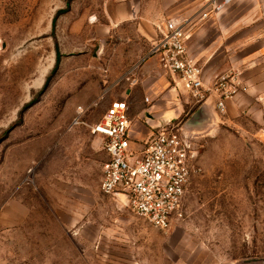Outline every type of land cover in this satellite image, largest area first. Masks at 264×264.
<instances>
[{
	"label": "rangeland",
	"instance_id": "1",
	"mask_svg": "<svg viewBox=\"0 0 264 264\" xmlns=\"http://www.w3.org/2000/svg\"><path fill=\"white\" fill-rule=\"evenodd\" d=\"M106 2L0 0V264H72L80 254L95 264L122 255L154 264L264 257V147L222 121L196 138L202 171L168 230L100 192L107 156L90 127L112 101L185 122L181 84L150 60L155 29L107 28ZM184 2L190 9L169 17L194 19V28L214 19L209 0ZM203 33L208 44L213 32Z\"/></svg>",
	"mask_w": 264,
	"mask_h": 264
},
{
	"label": "built area",
	"instance_id": "2",
	"mask_svg": "<svg viewBox=\"0 0 264 264\" xmlns=\"http://www.w3.org/2000/svg\"><path fill=\"white\" fill-rule=\"evenodd\" d=\"M217 2L210 0L215 11L229 0ZM156 30L158 38L151 53L162 54L163 69L196 104L215 95L217 109L223 112L226 100L245 91L235 74L221 75L205 86L202 68L187 49L193 31L189 19L171 16L156 25ZM129 128V106L123 100L112 101L90 127L91 133L103 139L107 156L100 192L154 229L166 231L185 215L188 186L201 174L199 146L178 125L165 123L142 141L133 139Z\"/></svg>",
	"mask_w": 264,
	"mask_h": 264
},
{
	"label": "crops",
	"instance_id": "3",
	"mask_svg": "<svg viewBox=\"0 0 264 264\" xmlns=\"http://www.w3.org/2000/svg\"><path fill=\"white\" fill-rule=\"evenodd\" d=\"M217 1L219 3L222 0ZM203 3L204 0H195V7L199 4L202 6ZM106 4L108 8L105 17L109 20L107 28H111L109 23L131 24L139 35H146V31H150L153 35L152 31L155 29V37L148 34L149 39L152 40V47L158 38L156 25L168 18L171 11L182 13V9L184 11L190 9L187 6L188 2L182 3V0H107ZM111 5L117 8H109ZM208 7L212 8L210 0ZM213 15L215 17L211 22L197 28H194L195 20L188 18L194 30L187 43V49L202 68L205 86H210L214 78L221 73L228 72L237 76L240 86L245 91L226 100L224 111L220 112L216 106L215 95L209 97L204 105L196 104L182 88V117H184L182 121H189L199 108L203 107L200 121H215V125L217 121H222L237 128L244 136L247 135L249 139L256 140L264 147V0H229ZM207 28L213 33L210 42L203 44V31ZM217 63L222 65L217 66ZM154 93L155 91L152 90L151 94ZM146 100L149 103V99L146 98L145 102ZM144 106L137 108L133 114L129 109L130 135L140 141L147 139L157 127L169 123L172 118V113L168 111L160 113ZM245 121L256 126L257 131L252 132L243 128ZM136 220L131 217L119 221L126 225ZM80 257H83L81 261L72 264H95V260L91 259L86 263L82 254ZM260 258L264 259V257ZM152 259L148 256L143 258L122 255L105 260L104 263L154 264ZM224 264L236 263L228 261Z\"/></svg>",
	"mask_w": 264,
	"mask_h": 264
},
{
	"label": "water",
	"instance_id": "4",
	"mask_svg": "<svg viewBox=\"0 0 264 264\" xmlns=\"http://www.w3.org/2000/svg\"><path fill=\"white\" fill-rule=\"evenodd\" d=\"M152 58L150 60L154 61L157 59V63L159 67L163 68V57L161 53H151ZM155 58V59H154ZM205 101L202 102L204 105ZM201 104V105H202ZM202 109L200 107L199 110L193 115V117L189 121L183 122L182 126H180V131L184 136L190 137L192 139L199 138L198 136L202 135L204 132L211 130L215 126V121H200L202 120ZM201 129L202 131H199ZM236 264H264V259H254L250 261H241L235 262Z\"/></svg>",
	"mask_w": 264,
	"mask_h": 264
},
{
	"label": "trees",
	"instance_id": "5",
	"mask_svg": "<svg viewBox=\"0 0 264 264\" xmlns=\"http://www.w3.org/2000/svg\"><path fill=\"white\" fill-rule=\"evenodd\" d=\"M58 56H59V55H57V62H58Z\"/></svg>",
	"mask_w": 264,
	"mask_h": 264
}]
</instances>
